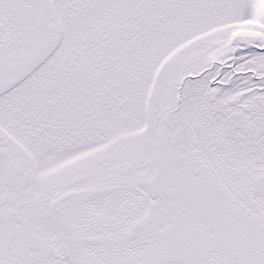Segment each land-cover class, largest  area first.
<instances>
[{"label": "snow or ice", "instance_id": "snow-or-ice-1", "mask_svg": "<svg viewBox=\"0 0 264 264\" xmlns=\"http://www.w3.org/2000/svg\"><path fill=\"white\" fill-rule=\"evenodd\" d=\"M0 264H264V0H0Z\"/></svg>", "mask_w": 264, "mask_h": 264}]
</instances>
